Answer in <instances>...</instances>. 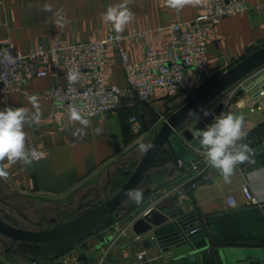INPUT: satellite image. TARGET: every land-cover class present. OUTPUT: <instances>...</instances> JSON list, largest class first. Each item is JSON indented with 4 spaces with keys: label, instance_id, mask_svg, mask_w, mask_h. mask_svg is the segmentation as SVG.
I'll return each mask as SVG.
<instances>
[{
    "label": "crops",
    "instance_id": "crops-1",
    "mask_svg": "<svg viewBox=\"0 0 264 264\" xmlns=\"http://www.w3.org/2000/svg\"><path fill=\"white\" fill-rule=\"evenodd\" d=\"M121 2L0 0V42H10L23 55L30 54L38 47L49 48L55 39L69 45L97 42L116 34L111 23L102 22L101 14L109 6ZM246 3L248 11L224 18L215 26L208 44V60L214 75L201 89L264 47V0H246ZM45 5H50L52 10L45 11ZM128 7L133 19L125 25L120 36L124 37L122 48L130 62L142 61L150 48L165 47L170 42L169 30L173 24L193 22L205 10L204 0L198 6L186 5L180 11L166 6L165 0H132ZM102 66L107 86L126 88L124 66L119 50L114 46L106 50ZM59 67V62L50 64L46 78L27 80L14 92L0 97V110L5 107H27L30 113L36 109L29 103L28 97H39L40 121L37 124L26 123L24 131L27 134V147L43 153V159L30 167L20 162L9 164L7 160L0 162V166L9 172L6 180L14 195L61 201L91 185L97 189L92 193L95 198L96 192L103 193L104 186L100 182L106 179L107 184L109 174L112 175L113 188H119L126 182L144 155L139 151V144H150L161 123L189 98L181 96L171 99L165 90L157 88L149 102H141L136 95L124 92L118 109L90 118L91 125L86 129V135L79 138L73 133L81 125L71 120L67 112L56 108L47 97L51 86L69 82L66 78L68 73L59 72ZM263 76L264 71H261L244 80L238 89L247 91L245 97L225 112L243 117L247 136L242 143L247 144L248 148L263 143L264 94L256 100L251 98L264 84V81L259 84ZM252 85H256V88L248 91ZM234 92L220 102L226 105ZM133 116H139L140 120L144 117L149 126V132L144 131L140 139L131 131L130 119ZM96 129H101L99 134ZM191 155L195 161L185 167V174L176 171L171 176L170 166L155 172L148 183L151 195L134 212L83 241L51 264H220L218 255L214 256L207 249L178 257L166 246L154 244L151 241L153 232L137 236L133 231L134 222L143 212L166 204L178 194L179 188L205 173L211 183L204 182L195 191L191 189L190 196L182 197L174 205L184 209V214L190 216L188 222L194 226H204L206 220V227L213 230L220 242L229 245L228 248H217L218 252L233 250L264 264V150L252 154L247 161L238 165L227 183L217 169L207 164L203 150H192ZM194 164L197 165L196 170H192ZM243 186L250 188L256 204L245 203ZM229 196L237 200V208L227 207L226 198ZM56 208L49 211L40 207L34 216L23 219L26 225H18L19 218L15 217L9 216L8 221L18 227L37 228L35 223L41 219L43 225L48 226L50 220L60 212H72L63 207ZM22 216L26 217L23 213ZM203 234L207 241L205 231ZM143 251L147 253L146 259L140 262L138 254ZM10 259L17 264H29L17 256L6 255L0 246V264H12Z\"/></svg>",
    "mask_w": 264,
    "mask_h": 264
},
{
    "label": "water",
    "instance_id": "water-1",
    "mask_svg": "<svg viewBox=\"0 0 264 264\" xmlns=\"http://www.w3.org/2000/svg\"><path fill=\"white\" fill-rule=\"evenodd\" d=\"M264 71V47L250 54L245 60L214 79L207 86L191 97L179 110L164 120L154 132L150 144L152 148L144 153L137 167L119 188H113L112 175L103 188V193L96 192L101 199H91L82 204L81 209L72 212H60L56 218L44 226L42 219L35 223L37 228L18 227L10 223L9 214L0 211V246L9 256H17L29 264H51L67 255L75 247L90 237L111 227L123 216L134 212L136 205L125 192L139 187L143 191V201L152 193L148 188L149 179L160 169L170 166V175L176 171L185 174V167L195 161L192 150L200 148L199 140L191 134L193 128L204 129L211 124L216 116L232 105H236L246 95L245 90L238 86L250 76ZM264 81L263 78L259 84ZM256 88L252 85L251 91ZM234 92L226 105L220 102L225 96ZM264 84L251 98L256 100L263 97ZM219 103V104H218ZM216 104H218L216 106ZM202 109L211 110L212 115L205 117ZM189 110L196 112L197 117H188ZM144 131L149 132V126L142 117ZM264 150L263 143L257 147H249L247 156ZM202 151V150H201ZM210 184L207 174L191 179L178 189V194L166 204L154 206L143 212L133 224V231L137 236L153 232L152 242L162 244L174 251L176 256H183L195 250L207 249L214 256L218 255L220 264H259L233 250L218 252L217 248H228L229 245L219 241L211 228L205 227L207 241L202 232L191 234L195 227L188 222L189 215L184 214L181 206L174 202L184 196H190V190H197L202 183ZM171 202V204H170ZM12 264L15 263L10 259Z\"/></svg>",
    "mask_w": 264,
    "mask_h": 264
},
{
    "label": "built area",
    "instance_id": "built-area-1",
    "mask_svg": "<svg viewBox=\"0 0 264 264\" xmlns=\"http://www.w3.org/2000/svg\"><path fill=\"white\" fill-rule=\"evenodd\" d=\"M204 4L205 10L200 16L193 22L173 24L169 30L170 42L160 49L150 48L139 62L129 61L122 48L124 37L117 40V34L97 42L72 45L55 39L49 48L38 47L28 55L17 52L8 41L0 42V97L14 92L27 80L46 78L48 66L59 62V72L74 71L78 74L77 79L65 85L51 86L47 97L68 115L71 108L81 111L88 119L114 112L124 92L136 95L141 102H149L157 88L165 90L171 99L189 98L213 78L208 44L215 26L224 18L249 10L246 0H204ZM110 46L119 50L127 79L126 88L106 84L102 65ZM130 124L133 135L142 138L144 127L139 116L131 117ZM196 169L194 164L192 170ZM242 193L246 204L257 203L248 186H243ZM226 204L230 209L239 205L233 196L226 198ZM203 224L206 227V220ZM116 229L120 230V227L116 226ZM203 231V226L197 225L191 234ZM146 255V251L139 253L138 260L144 262Z\"/></svg>",
    "mask_w": 264,
    "mask_h": 264
},
{
    "label": "clouds",
    "instance_id": "clouds-1",
    "mask_svg": "<svg viewBox=\"0 0 264 264\" xmlns=\"http://www.w3.org/2000/svg\"><path fill=\"white\" fill-rule=\"evenodd\" d=\"M131 2L132 0H122L117 5L109 6L106 12L101 14L102 22L113 25L117 40L125 25L133 19V13L128 7ZM165 3L166 6L180 11L186 5L198 6L202 0H165ZM44 10L51 11L52 9L50 5H45ZM77 75L76 72L69 71L66 78L69 82H75ZM28 101L36 109L35 112L30 113L27 107H5L0 110V162L5 160L9 164L20 162L23 166L30 167L34 162L43 159L42 152L35 148H28L26 145L25 124H37L41 118L39 97L31 95L28 97ZM201 111L205 117L212 115L211 110L202 109ZM187 115L189 118H200L192 110H189ZM69 117L81 125L73 135L79 138L86 135V129L91 125L90 120L76 108L70 109ZM95 131L99 134L101 129ZM191 134L199 140L200 148L197 151L203 150L207 164L217 169L226 183L230 182L235 168L248 160V145L242 143L247 136L242 116L222 112L204 129L193 128ZM151 148V144H139V151L142 153L148 152ZM8 177L9 172L5 167L0 166V179H8ZM124 194L136 205L143 202V191L139 187L129 189Z\"/></svg>",
    "mask_w": 264,
    "mask_h": 264
},
{
    "label": "rangeland",
    "instance_id": "rangeland-1",
    "mask_svg": "<svg viewBox=\"0 0 264 264\" xmlns=\"http://www.w3.org/2000/svg\"><path fill=\"white\" fill-rule=\"evenodd\" d=\"M106 181V179H103L100 184L102 183L101 185L105 187ZM96 190L97 189H94L91 185H88L87 187L75 191L66 199L61 201H51L14 195L12 194V190L9 188L8 181L6 179H0V198L2 200H7H5V202L0 201V209L7 212L10 217L19 218L18 225H26V222L23 219L26 218V220H28V217L34 216L35 211H38L40 207L45 210H49L50 208L55 209L56 207V209H60L63 207L73 211L76 210L84 201L86 202L93 199L94 195H92V193ZM22 213L26 215V217H23Z\"/></svg>",
    "mask_w": 264,
    "mask_h": 264
},
{
    "label": "flooded vegetation",
    "instance_id": "flooded-vegetation-1",
    "mask_svg": "<svg viewBox=\"0 0 264 264\" xmlns=\"http://www.w3.org/2000/svg\"><path fill=\"white\" fill-rule=\"evenodd\" d=\"M102 197H103V195H102V196H100V197H96V196H95V198H94V199H96V198H99V199H101ZM5 200H6V199H5ZM5 200H4V199L2 200V199L0 198V201H1V202H5ZM81 206H82V204H81L79 207H81ZM79 207H78L76 210H79V209H81V208H79ZM1 210H2V209H0V211H1Z\"/></svg>",
    "mask_w": 264,
    "mask_h": 264
},
{
    "label": "trees",
    "instance_id": "trees-1",
    "mask_svg": "<svg viewBox=\"0 0 264 264\" xmlns=\"http://www.w3.org/2000/svg\"><path fill=\"white\" fill-rule=\"evenodd\" d=\"M194 95H195V94H194ZM194 95H193V96H194ZM193 96H191V97H193ZM191 97H189V99H190ZM7 220H8V218H7ZM203 228H204V230H205V227H204V226H203Z\"/></svg>",
    "mask_w": 264,
    "mask_h": 264
}]
</instances>
